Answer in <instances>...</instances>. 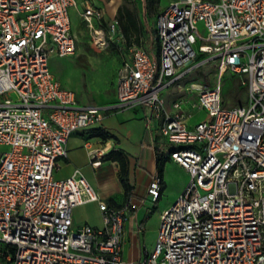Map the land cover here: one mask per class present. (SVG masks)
Returning <instances> with one entry per match:
<instances>
[{
	"label": "built area",
	"instance_id": "1",
	"mask_svg": "<svg viewBox=\"0 0 264 264\" xmlns=\"http://www.w3.org/2000/svg\"><path fill=\"white\" fill-rule=\"evenodd\" d=\"M75 9L96 44L125 42L118 18L107 20L94 0H0V246L6 247L0 259L264 264V0L171 2L156 18L158 54L131 47L118 72L117 100L103 106L79 104L51 71L52 57L77 52ZM208 61L219 64L217 82L188 91L197 92L191 108L210 119L190 126L186 101L175 102L171 111L163 93ZM227 72L247 88L246 105L224 107ZM139 107L161 121L171 159L190 178L163 212L154 246L126 260L125 224L140 205L155 209L161 176H154L140 203L131 194L127 204L113 207L80 170L63 179L56 173L68 158L71 136L95 127L108 112ZM90 159L94 168L103 164L101 154ZM89 203L98 204L101 227L76 225L75 209Z\"/></svg>",
	"mask_w": 264,
	"mask_h": 264
},
{
	"label": "crops",
	"instance_id": "2",
	"mask_svg": "<svg viewBox=\"0 0 264 264\" xmlns=\"http://www.w3.org/2000/svg\"><path fill=\"white\" fill-rule=\"evenodd\" d=\"M78 1L81 3L84 0ZM113 2L115 4L110 6V3ZM110 3H105L102 0H94L95 5L105 8L107 20H111L117 16L118 9L121 6V0H112ZM106 4L109 6V13L107 11ZM79 9H81V6H79ZM73 11L80 16L78 9ZM140 18L142 20L141 16ZM123 38L126 42L124 36ZM119 45H122V43ZM55 58L56 57H52L51 61ZM60 84L62 88L74 92L78 103L81 105H111L117 100V83L114 93L92 94L91 101H82L80 96H78L74 90L65 88L61 82ZM171 89L172 88L164 92L165 95H167L166 93L168 92V95L171 98H167V96H165L163 93L167 107L172 111L173 104L175 102L185 100L186 103L184 104V110L192 114L188 120V124L193 126L199 122L200 120L194 123H191L190 121V119H192L199 111L191 108V104L196 100L183 97L182 94H184V92H182V90L179 92V94H175L174 96V94L170 91ZM160 125L161 121L155 118L147 108L139 107L125 111L108 112L105 114L103 120L95 127L83 130L71 136L68 141V158L62 162V166L56 173V177L58 179L67 178L71 176L76 170H80L94 186L99 197L107 202L110 206L120 207L127 204L130 200L131 194L134 197L133 200L140 203L139 200L146 197L148 187L154 176L159 174L157 168V152H160L169 158L165 163L164 171L161 176L163 181L162 193L157 203H160L159 215L161 219L163 212L171 207L177 198L183 193L190 177L184 168L171 159V146H169L162 137ZM97 129L108 132L114 136V138L103 140L101 137L95 136L94 130ZM115 149L125 150L130 158V183L133 186V190L130 193L128 199H125L124 197V188L119 180L118 164L107 158V155ZM92 153L101 154L103 156V164L100 168H94L92 166L90 159ZM64 167L67 169V172L65 175L61 176L60 172ZM111 200H114L117 205H111ZM89 204H93L96 211H98L100 214L101 225H94L90 224L89 222H77L74 211V220L76 225L89 224L92 226L101 227L103 223L98 204ZM148 211H150L148 208L140 205V208L135 214L134 218L125 224L124 258L126 260H137L143 248L151 249L154 246L156 239L152 245L145 241L148 224ZM138 228L141 229V232L138 231ZM126 252H130L134 256L127 258L125 255Z\"/></svg>",
	"mask_w": 264,
	"mask_h": 264
},
{
	"label": "rangeland",
	"instance_id": "3",
	"mask_svg": "<svg viewBox=\"0 0 264 264\" xmlns=\"http://www.w3.org/2000/svg\"><path fill=\"white\" fill-rule=\"evenodd\" d=\"M105 3H110L112 0H102ZM176 0H156L154 12L145 8V3L142 0H121V6L127 4L131 8H137L142 21L144 22V33L141 40V45L136 43L128 46L124 41H118L103 46L96 44L92 37V32L87 24L80 18L76 12H72L73 30L77 34L78 48L73 57L58 58L51 61V69L57 80L67 89L74 90L82 101H91L92 94H112L115 92L118 72L121 68L123 58L131 55V47H143L152 56L159 52L158 41L156 38L155 23L158 14L171 2ZM109 13V6L106 4ZM201 34L206 36L204 26H199ZM106 34L107 30L105 31ZM119 42L122 45H119ZM201 43V42H200ZM108 47V48H107ZM198 49V45L196 46ZM110 49V51H109ZM219 64L215 61L201 62L195 65L192 71L184 77L178 85H175L170 90L174 96L179 92H184L183 97H188L192 100H197L196 91H188L194 84L212 86L218 80ZM224 88L223 97L225 99L224 107L234 108L246 105L248 99V90L242 86L240 77L232 75L230 72L224 74L222 79ZM167 98H171L166 93ZM178 98V97H176ZM207 119L204 110H199L195 116L190 119L191 123L198 120ZM189 121V122H190ZM67 172L64 167L60 175L63 176ZM160 203L156 204V209L148 211V224L145 241L148 244H153L158 232L160 222ZM76 221L79 223L89 222L94 225H101L100 214L94 208L93 204L85 205L75 209ZM0 250H6V247L0 246ZM127 258L134 256L130 252H126ZM0 264H10L3 257L0 259Z\"/></svg>",
	"mask_w": 264,
	"mask_h": 264
},
{
	"label": "trees",
	"instance_id": "4",
	"mask_svg": "<svg viewBox=\"0 0 264 264\" xmlns=\"http://www.w3.org/2000/svg\"><path fill=\"white\" fill-rule=\"evenodd\" d=\"M143 1L145 3V8L153 13L156 0ZM116 17L120 22L121 31L126 39L127 45L131 46L134 43L141 45V36L144 33L145 27L140 18L138 9L131 8L127 4H124L119 7ZM94 135L101 137L103 140L114 138V136L101 129L94 130ZM107 158L118 164L119 180L124 188V197L128 199L133 190V186L130 183V158L128 153L122 149H115L107 155ZM168 159L167 156L157 152V168L160 176L163 174L165 163ZM110 203L111 205H117L114 200H111Z\"/></svg>",
	"mask_w": 264,
	"mask_h": 264
},
{
	"label": "bare ground",
	"instance_id": "5",
	"mask_svg": "<svg viewBox=\"0 0 264 264\" xmlns=\"http://www.w3.org/2000/svg\"><path fill=\"white\" fill-rule=\"evenodd\" d=\"M115 3L113 2V3H110V6H112V5H114ZM106 149H108V148H106Z\"/></svg>",
	"mask_w": 264,
	"mask_h": 264
}]
</instances>
